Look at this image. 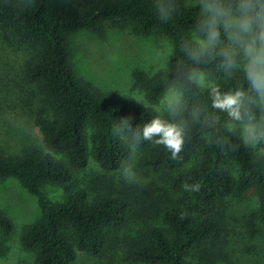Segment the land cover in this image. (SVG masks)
<instances>
[{
  "label": "trees",
  "instance_id": "trees-1",
  "mask_svg": "<svg viewBox=\"0 0 264 264\" xmlns=\"http://www.w3.org/2000/svg\"><path fill=\"white\" fill-rule=\"evenodd\" d=\"M158 2L0 0V27L17 43L32 47L25 78L42 90L51 109L50 115L38 114L32 120L41 133L39 146L19 156L0 154V179L15 178L40 207L39 217L22 229L18 240L30 254L31 264H73L77 252L97 256L113 244H123L134 260L147 264H222L217 244L226 230L215 210L224 199L241 197L253 188L264 220V152L241 143L240 130H230L224 125L226 114L211 107L209 85L196 83L188 73L190 69L202 72L221 90L247 89L243 70L226 73L221 46L192 59L190 54L207 39L197 0H171L174 11L167 22L158 18ZM114 20L132 22L145 35L170 38V64L149 81L145 96L155 104L167 88L181 91L182 98L167 120L185 127V144L176 159L154 144V166L163 171L184 169L174 180L179 191H186L184 184L199 185L198 191H186L192 204L166 208L165 226L149 227L141 237H128L123 229L135 207L141 215L148 214L149 187L127 193V184L88 189L74 177L91 159L105 170H115L132 157L135 148L149 150L153 144L143 139L137 144L135 136L154 116L150 108L83 83L70 61L67 33L89 30L103 37L104 22ZM253 112L260 119V109ZM46 181L60 184L61 200L47 197L41 189ZM13 229V222L0 209L1 232L10 236ZM206 244L196 257L195 250Z\"/></svg>",
  "mask_w": 264,
  "mask_h": 264
},
{
  "label": "rangeland",
  "instance_id": "rangeland-1",
  "mask_svg": "<svg viewBox=\"0 0 264 264\" xmlns=\"http://www.w3.org/2000/svg\"><path fill=\"white\" fill-rule=\"evenodd\" d=\"M105 36L89 30L67 33L66 40L77 77L101 92H116L128 99L140 101L148 106L153 115L167 119L168 112L177 104L171 103L173 90L169 87L155 104L148 103L145 91L149 81L170 64L172 42L166 35L142 34L136 25L127 21H105ZM32 47L14 41L0 27V154L19 156L41 143V133L33 123L35 115H50L49 101L42 90L25 78L26 61L32 54ZM240 63V57H236ZM190 77L198 84L210 85L202 72L190 69ZM228 127V117H223ZM235 123V122H233ZM229 128V127H228ZM236 129L240 130L237 125ZM151 144L149 150L134 149L132 157L115 170H105L92 159L85 169L74 173L76 183L88 189L102 190L128 185L127 192L149 187L151 203L148 214L132 210L123 229L130 236H143L149 227L165 226L163 212L166 208L190 205L192 199L186 191L175 188L174 180L184 169L163 171L154 166ZM255 147L264 152V141ZM131 167L134 178L129 181L123 175V168ZM41 189L48 198L61 200L64 196L60 184L46 181ZM146 190V189H145ZM188 196V197H185ZM0 209L13 222V232L4 236L0 230V264H31L30 254L18 243L22 229L40 215L36 197L28 193L13 177L0 179ZM222 217L225 234L219 246V261L222 264H264V220L258 213V198L253 188L241 197L229 196L215 210ZM120 236L122 234L120 233ZM206 245L195 250L199 256ZM73 264H147L134 260L123 244H113L103 254L88 255L77 252Z\"/></svg>",
  "mask_w": 264,
  "mask_h": 264
},
{
  "label": "clouds",
  "instance_id": "clouds-1",
  "mask_svg": "<svg viewBox=\"0 0 264 264\" xmlns=\"http://www.w3.org/2000/svg\"><path fill=\"white\" fill-rule=\"evenodd\" d=\"M197 4L207 39L200 42L199 51L190 54L192 59L196 61L199 56L221 46L220 55L225 62L226 73L231 75L229 70L242 68L248 85L247 89L221 90L218 84H210L211 107L226 114L230 130L240 126L242 144L255 146L264 141V0H197ZM156 11L158 18L167 22L174 6L171 0H159ZM237 56L240 63H237ZM171 103H179V94L174 90ZM253 108L260 109V119L256 118ZM124 123L130 125L129 120ZM135 136L137 144L143 139L163 146L176 159L184 148L185 127L156 115ZM123 175L129 181L134 178L131 167H124ZM184 189L198 191L199 185L184 184Z\"/></svg>",
  "mask_w": 264,
  "mask_h": 264
}]
</instances>
